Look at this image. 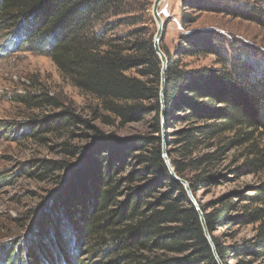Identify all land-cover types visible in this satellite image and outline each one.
Masks as SVG:
<instances>
[{"label":"trees","instance_id":"obj_1","mask_svg":"<svg viewBox=\"0 0 264 264\" xmlns=\"http://www.w3.org/2000/svg\"><path fill=\"white\" fill-rule=\"evenodd\" d=\"M153 1L0 0V32L7 33L10 46L49 56L62 77L95 102L88 105L91 121L125 125L151 117L150 130L126 138L104 133L70 108L41 122L38 130L26 132L27 128L24 135L43 140V132L61 133L82 121L87 128L82 135L89 143L63 142V160L36 165L44 171L36 174L39 177L57 174L60 188L52 193L51 207L47 204V212L37 219L39 230L32 228L31 234L51 238L54 229L53 240L33 239L25 248L16 240L3 242L0 264H49L58 254L63 264H72L74 248L79 251L95 242L100 248L106 237L115 242L112 249H104V257H119L123 264H218L197 210L162 155L161 61L154 48L153 22L147 18ZM188 5L264 28V2L189 0ZM190 22L182 18L183 24ZM182 40L185 47L177 55H213L218 66L188 68L161 44L168 59L164 129L171 165L190 184L222 264H228L229 255L264 263V181L251 196L234 190L210 204L197 198L198 189L214 180L210 168L232 143H241L243 130L264 133L263 55L255 47L236 46L215 29L189 33ZM38 99L19 96V101L36 107L53 102ZM179 122L189 125L171 131ZM1 123L7 127V122ZM229 133H234L233 140L226 136ZM215 141L217 151L200 152ZM245 168L264 174V147H256L254 158L233 172ZM234 194L243 200L233 201ZM234 210L240 214L232 215ZM232 222L257 227L251 238L226 246L216 231ZM62 225L71 228L74 238L63 239Z\"/></svg>","mask_w":264,"mask_h":264},{"label":"rangeland","instance_id":"obj_2","mask_svg":"<svg viewBox=\"0 0 264 264\" xmlns=\"http://www.w3.org/2000/svg\"><path fill=\"white\" fill-rule=\"evenodd\" d=\"M239 3H262L264 0H229ZM154 2V1H153ZM189 0H163L159 5V13L164 21V31L161 44L170 54L180 57L181 62L188 68L218 66L213 55H183L178 54L185 47L182 36L189 33H203L210 29L224 34L233 40L236 46L246 44L260 50L261 59H264V28L255 22L248 21L227 13L199 11L188 5ZM153 3L147 10V18L153 22L155 33L157 23L153 15ZM191 20L188 24L182 23L185 17ZM162 47V46H161ZM264 66V62L262 63ZM19 96L53 99L50 105L36 107L19 101ZM38 99V100H39ZM95 102L92 98L83 95L68 79L62 77L57 65L43 53L28 49V47H11L7 33L0 32V126L7 122V127H0V244L7 241H19L25 248L35 240H44L49 243L53 240L47 235L33 236L31 229L39 230L36 221L45 214L46 207H51L52 193L60 185L56 184L57 174H45L42 177L36 174L44 172L36 165L43 161L63 160L64 154L61 144L67 142L73 146H82L89 143L83 133L87 128L82 121L61 133H42L43 140L24 135L32 129L38 130L40 123L51 119L60 110L70 108L77 116L87 119L99 127L104 133L113 134L119 138H126L150 130L151 117L144 121L130 122L125 125H104L100 121H91L92 115L88 105ZM189 125L179 122L171 131ZM9 126V127H8ZM35 126V127H34ZM248 135L249 132H252ZM228 139L235 138L234 133L226 135ZM166 137V134H165ZM241 143H232L221 156L219 163L210 168L214 180L209 185L201 186L197 191V198L203 204L216 202V199L231 195L236 190L243 196L254 194L255 186L264 181V174L245 168L237 173L246 161L254 158L256 147H264V133L245 129L240 133ZM227 140L224 142L226 143ZM220 143L221 145H225ZM218 142L208 149H200L201 153L217 151ZM166 144V151H167ZM168 154V151H167ZM69 158V157H68ZM169 158V156H168ZM76 158L72 159L75 162ZM170 160V158H169ZM192 174H195L192 172ZM66 176V174L64 175ZM54 196V195H53ZM233 201L243 198L232 195ZM244 203L248 202L245 201ZM48 204V205H47ZM232 215L240 214V210L231 211ZM257 225L252 223L232 222L217 228L216 235L223 245L231 246L251 238ZM62 225L60 233L63 239L74 238L71 228ZM53 236V237H52ZM47 237V238H45ZM114 238L106 237V244L98 248L96 242L90 247L79 251L73 249L76 256L72 264H123L119 257H104V249L114 246ZM14 245V244H13ZM57 256L52 257L49 264H63ZM117 259L116 262L114 260ZM80 260V261H79ZM228 264H264L263 261H254L251 257L229 255Z\"/></svg>","mask_w":264,"mask_h":264},{"label":"water","instance_id":"obj_3","mask_svg":"<svg viewBox=\"0 0 264 264\" xmlns=\"http://www.w3.org/2000/svg\"><path fill=\"white\" fill-rule=\"evenodd\" d=\"M162 1L163 0H154L153 9H152L153 15H154L155 21L157 23V27H158L157 31L154 35V48H155V51H156V53L159 56L160 61H161L160 95L159 96H160V104H161L160 119H161L162 155H163L164 161L166 163V166H167L171 176L183 185V187H184V189H185V191L189 197V200L191 201V203L194 205L195 209L197 210L201 224H202V228L204 231V235H205L206 239L208 240V243L212 249V253H213L217 263L222 264L218 254H217L215 244L212 241L211 235H210V233L207 229V226L205 224L203 211L201 210V208L198 204V201L195 198V195L193 194V192L191 190L190 184L186 180L180 178L176 174L173 166L171 165V162L168 158V154L166 151V137H165V129H164V87H165V82H166V74L165 73H166V69H167V65H168V59H167V56L161 47V39L163 36V31H164V21H163L162 16L159 13V5Z\"/></svg>","mask_w":264,"mask_h":264}]
</instances>
